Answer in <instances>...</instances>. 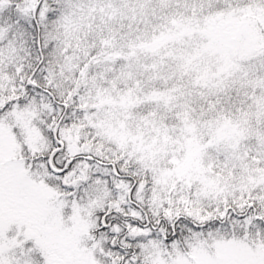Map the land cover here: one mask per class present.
I'll list each match as a JSON object with an SVG mask.
<instances>
[{
  "label": "snow or ice",
  "instance_id": "snow-or-ice-1",
  "mask_svg": "<svg viewBox=\"0 0 264 264\" xmlns=\"http://www.w3.org/2000/svg\"><path fill=\"white\" fill-rule=\"evenodd\" d=\"M0 264H264V0H0Z\"/></svg>",
  "mask_w": 264,
  "mask_h": 264
}]
</instances>
